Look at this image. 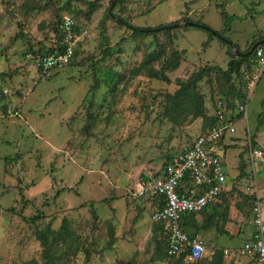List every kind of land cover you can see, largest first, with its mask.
<instances>
[{"label": "rangeland", "instance_id": "rangeland-1", "mask_svg": "<svg viewBox=\"0 0 264 264\" xmlns=\"http://www.w3.org/2000/svg\"><path fill=\"white\" fill-rule=\"evenodd\" d=\"M64 15L74 16L86 36L71 63L42 70V55L34 51L55 46L54 26ZM185 18L223 33L243 51L264 38V0H0V264L43 262L35 232L47 224L58 229L64 218L81 249L70 264H175L156 251L161 225L151 219L150 198L131 190L142 176L178 161L204 130L202 118L166 109L177 80L196 75L206 62L226 69L231 56L220 36L205 46L207 29L178 27L173 45L183 59L166 72L168 83L152 78L142 64L163 45L161 59L152 64L162 67L172 52L165 35L134 34L127 24L175 28ZM249 63L256 64L234 82L248 90L246 112L216 152L233 192L242 199L258 193L264 215V162L250 152L253 141L264 148V66L258 73L256 58ZM225 80L212 70L199 83L213 114ZM235 94L231 99L239 104ZM180 108L188 109L183 103ZM241 163L247 174L240 178ZM21 211L32 219L23 220ZM239 215L232 209L233 218ZM241 220L244 235L204 230L206 252L240 246L251 228L247 217ZM230 228L234 233L236 226Z\"/></svg>", "mask_w": 264, "mask_h": 264}, {"label": "built area", "instance_id": "built-area-1", "mask_svg": "<svg viewBox=\"0 0 264 264\" xmlns=\"http://www.w3.org/2000/svg\"><path fill=\"white\" fill-rule=\"evenodd\" d=\"M64 36V47L54 53L41 56L39 65L43 70L68 65L74 57L77 43L86 36L87 31H77V23L72 15H64L59 24ZM258 71L264 66V48L256 49ZM258 74L250 80L253 88ZM246 112V105L238 104L235 111L227 107L225 101L218 100L215 108V123L208 131L196 139L181 158L169 164L161 175L148 174L139 178L131 190L133 196H163L165 204L152 212L155 223H163L168 233L167 252L170 256L180 257L184 261L197 264L206 253V245L200 235H189L181 226L182 218L189 213L202 212L212 203L218 201L226 191L227 175L222 157L216 152L219 143L228 133L236 132L235 117L237 113ZM16 115L19 113L16 112ZM246 116V115H245ZM252 159L264 162V148L252 147ZM251 191V187H248ZM252 223L255 227L252 238L242 247L223 249L224 256L248 258L252 264H264V217L260 212V202L253 205Z\"/></svg>", "mask_w": 264, "mask_h": 264}, {"label": "trees", "instance_id": "trees-1", "mask_svg": "<svg viewBox=\"0 0 264 264\" xmlns=\"http://www.w3.org/2000/svg\"><path fill=\"white\" fill-rule=\"evenodd\" d=\"M112 1V0H111ZM116 4H123L126 3L127 0H115ZM90 11H93V4L91 5L89 9V14ZM110 17H114L110 13H108ZM227 13L225 10L222 11V15L225 17ZM74 17V16H73ZM75 18V17H74ZM186 20H190L188 18H185ZM62 20V16L60 19L57 21V23L54 26V32H55V37H56V44L52 48H48L43 52L42 46L37 50L34 51L35 54H41L42 56L48 55L51 53H54L64 47V36L63 33L59 29V24ZM76 20V19H75ZM118 21L123 24L127 23L126 20L120 18ZM179 22V21H178ZM77 23V21H76ZM201 24V22H199ZM131 28H133L135 31L133 32L134 34H140V35H149V34H154V33H162L165 35V38L167 40V43H169V46L172 49V52H170L169 57L164 60L162 67L157 70L155 67L152 66L153 62L158 61L162 57V50H165L162 45L161 51H151L149 52L142 61V64L144 65V68L149 70V75L152 76V78L156 79H161L165 82H171V78L168 76L166 73L167 71H172L176 70L183 59L182 56V51L179 50L178 48H175L173 43L176 40L178 34H177V28L178 27H184L187 28L188 26L191 25H180L175 28H170L171 25L168 24L166 26H161L160 28H138L135 27L131 24ZM195 26V25H193ZM199 27V26H196ZM79 28V24L77 23V31ZM203 28V27H201ZM206 29V28H204ZM209 32V40L208 42L205 43V46H208V44L212 41L213 37H219L220 35L223 36V33L219 31H212L210 28L207 29ZM264 39V38H261ZM219 40L226 44L228 46V52L229 55L231 56V60L228 63V68L224 69L221 68L219 65H214L210 64V62H206L208 66H204L200 69V72H198L196 75H192L187 79H178V85L179 88L178 90L173 93V94H167L166 98V109L170 111H178L179 113L184 112L185 117H191L193 119L197 118H202L204 122V130L201 131L197 136L199 137L200 135L206 133L208 129H210L213 124L215 123V115L206 108L205 100L203 94L199 91V83L204 79V76H210L212 73V70H215L219 74L225 76V82L222 85L224 87L223 89V94L219 95L216 97L215 102L213 103L212 107L215 109L217 105L218 100H223L227 103V107L230 110L235 111L237 104L232 101L231 98H234L235 93L237 92L236 100L239 101V104H244L246 105L247 103V95H248V90L244 91L238 88L236 84L234 83L235 80L237 79L238 75L242 73L243 70L247 67H252V65H255L256 63L250 64L249 60L252 57H255L256 49L259 46H262L264 48V41L257 45V47L252 51L251 54L247 56H236L231 54V46L223 39L219 38ZM82 41V40H81ZM258 40H256L253 44H256ZM253 44L245 51L247 52L248 50L251 49ZM176 45V43H175ZM169 47L167 46V49ZM78 52L77 46L75 47L74 51V57L71 60V62L76 58ZM70 62V63H71ZM257 62V61H256ZM250 64V65H249ZM214 65V66H210ZM42 69V68H41ZM43 70V69H42ZM253 75V74H252ZM228 87V89H227ZM236 87V88H235ZM113 89H116V87L113 85ZM237 88L239 90H237ZM230 95V96H227ZM234 99V100H235ZM183 103L185 106H187L188 109L184 108V110H181L180 105ZM235 117V120L239 117H243L242 113H237ZM89 127H87L86 130H88ZM195 138V139H196ZM252 147L256 146L255 141L252 143ZM192 146V144H191ZM190 146V147H191ZM189 147V148H190ZM188 149V148H187ZM186 149V150H187ZM185 150V151H186ZM185 151L182 153V155L185 153ZM224 162V161H223ZM168 163V161H167ZM165 163V164H167ZM243 164V163H241ZM163 171H160L156 174L155 176L161 175ZM223 194V193H222ZM251 196L245 195V201L252 206L254 205V202L258 200L256 196L252 193L250 194ZM150 201L155 202L158 201L159 207H162L165 204V198L163 196H149ZM26 204V203H24ZM214 204V203H213ZM211 206V205H210ZM14 211V210H12ZM24 211V210H23ZM22 212V211H21ZM203 212V211H202ZM23 220L30 219L25 215L24 212L20 215ZM41 216V215H40ZM195 218V213H189L185 215V218L183 221H181V226L185 232H187L189 235H198L203 229L211 227L214 223L217 225H223L224 222L228 219V210H227V204L224 206L223 203L221 204H215L212 207V210L209 212V214L204 218V221L202 224H198L197 221L194 219ZM220 218L223 219V222L220 223ZM32 219V218H31ZM30 219V220H31ZM161 225V230L159 232V238H157V245H156V251L160 256H167L168 258L175 259V264H188L184 261V255L183 253L180 257H175V256H170L167 252V246H168V233L165 230V225L163 223H160ZM36 236L38 240L40 241L41 246L43 247V262L40 261H34L30 262L31 264H70V262L74 261L75 256L79 253L81 250L79 247V243L77 241V236H75V233H73L70 230L69 222L67 218H64L62 220V223L58 229H54L50 224H47V226L44 229H37L36 230ZM62 246V247H60ZM54 248V249H53ZM56 249H60L59 253L56 255L54 254ZM162 250V252H160ZM63 257V258H62ZM33 261V260H32ZM67 261V262H66ZM27 263V264H30ZM252 263V262H250ZM197 264H225V256L224 252L220 248H215L213 250V254L211 257L204 256L201 260L197 262Z\"/></svg>", "mask_w": 264, "mask_h": 264}, {"label": "crops", "instance_id": "crops-1", "mask_svg": "<svg viewBox=\"0 0 264 264\" xmlns=\"http://www.w3.org/2000/svg\"><path fill=\"white\" fill-rule=\"evenodd\" d=\"M260 43H262L263 42V39H262V41H259ZM229 45H230V43L229 42H227ZM237 42H233V44H235L236 46H237V48L240 50V51H242V52H244V53H246L245 51H243L237 44H236ZM231 46V45H230ZM257 47V46H256ZM255 47V48H256ZM252 48V47H251ZM228 51V50H227ZM231 51V50H230ZM249 51V50H248ZM247 51V52H248ZM252 53V52H251ZM250 53V54H251ZM232 54V53H231ZM234 55V54H233ZM236 56H239V55H236ZM244 56H247V55H244ZM262 68V67H261ZM260 71H258V73H259ZM261 72H262V70H261ZM220 146V145H219ZM246 164H239V166H240V170H242L243 171V173L242 172H240V178L242 177V176H244V175H246L247 173L244 171V167L243 166H245ZM254 166H256V164H253ZM261 165H263L264 166V164H261ZM254 166H253V169H254ZM258 168V167H257ZM154 175V174H153ZM238 180H239V178H238ZM234 183V182H233ZM233 183H231V181L228 179V176H227V184H226V191L225 192H223V194H221V196H220V198L218 199V201H216V202H214V204L212 203L211 204V206H209L206 210H204L203 212H196L195 213V220L197 221V223L198 224H202L203 223V221H204V218L209 214V212L212 210V207L215 205V204H221V203H223L224 204V206H226V204H227V210H228V219L224 222V224L223 225H217L216 223H214L211 227H209V228H206V229H203L200 233H198V235H200V236H202V232L204 231V230H207V229H210V228H217V230H218V233H220L221 231H223V232H221V233H226L227 232V234H230V235H232L233 237H235V236H237V235H240V234H245V231H243V224H242V220H241V217L244 219V218H248L249 219V222H250V224H251V228H249V230H248V233H247V236L248 237H246L245 239H244V242L240 245V246H236V247H218V246H212L211 248H210V251L209 252H206V254H205V256H207V257H211L212 256V254H213V250L215 249V248H220V249H236V248H240V247H242L243 246V244L246 242V241H248V240H250L251 238H252V235H253V233H254V230H255V227H254V225H253V223H252V219H253V206L249 203H247L246 201H245V198L244 199H242L241 197H239L236 193H234L233 192ZM247 192H250V191H248L247 190ZM251 194H252V191L250 192ZM255 196H256V198L259 200V202H260V197H259V195H258V193H253ZM149 197V196H148ZM148 197H145V198H147L148 199ZM148 207H150L149 209H151L152 207H154L155 209H157L158 207H159V204H158V201H156L155 200V202H152V201H150V205H148ZM154 209V210H155ZM232 209H236L238 212H239V214L240 215H242V216H240V217H232ZM153 210V211H154ZM251 215H252V218H250L251 217ZM262 216L264 217V215L262 214ZM184 218H185V216L182 218V221L184 220ZM232 224H234L235 226H236V230H235V232L233 233L232 231H231V225ZM202 238V237H201ZM251 261L248 259V258H237V257H225V264H252V263H250Z\"/></svg>", "mask_w": 264, "mask_h": 264}, {"label": "water", "instance_id": "water-1", "mask_svg": "<svg viewBox=\"0 0 264 264\" xmlns=\"http://www.w3.org/2000/svg\"><path fill=\"white\" fill-rule=\"evenodd\" d=\"M113 3H114V1H113ZM179 24H184V25H195V26H199V27H203V28L209 29V28H208L207 26H205V25H202V24H200V23H196V22H193V21H190V20H186V19L183 21V23H179ZM220 37H221V35H220ZM221 39H223V40H225L226 42H229V43H230V45H231V53H232V54H234V55H239V56L249 55V54L255 49V47H256L257 45L260 44V42H257L256 44H254V45L252 46V48H251L248 52L244 53V52L240 51V50L237 48V46H236L235 44H233V42H231L230 40H228V39H226V38H224V37H221Z\"/></svg>", "mask_w": 264, "mask_h": 264}]
</instances>
